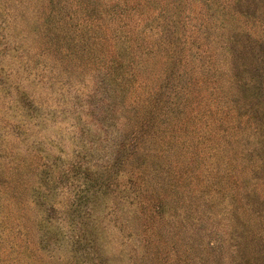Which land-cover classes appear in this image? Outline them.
<instances>
[{"label":"rangeland","instance_id":"374dc122","mask_svg":"<svg viewBox=\"0 0 264 264\" xmlns=\"http://www.w3.org/2000/svg\"><path fill=\"white\" fill-rule=\"evenodd\" d=\"M0 264H264V0H0Z\"/></svg>","mask_w":264,"mask_h":264}]
</instances>
